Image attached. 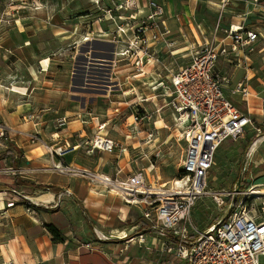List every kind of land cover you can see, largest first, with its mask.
<instances>
[{
    "label": "rangeland",
    "instance_id": "rangeland-1",
    "mask_svg": "<svg viewBox=\"0 0 264 264\" xmlns=\"http://www.w3.org/2000/svg\"><path fill=\"white\" fill-rule=\"evenodd\" d=\"M151 1L163 8L160 19L165 20V25L157 30L165 44L159 55L164 61L157 66L165 74L169 73L168 69H176L190 59L193 43L202 37L200 23L204 20L212 28L218 20L225 26L244 22L264 35V0L234 1L225 7L222 0H0V126L18 128V121H14L9 111L18 114L25 130H30L33 122L41 120L42 127L48 132H58L71 125L69 144L78 147L70 157L76 156L75 163L83 165L79 169L89 166L86 170L92 174L111 177H116L119 171V177L127 178L130 163L133 171L147 172V188L165 191L171 187L182 170L186 142L174 126L169 108L164 106L160 113L156 112L154 102L165 104L161 101L160 91L153 92L148 87L147 101H140L142 98L137 91L129 95L133 87L143 83L140 78H132L133 66L123 55L132 40L139 41L134 39L136 28L145 29L148 25V43L154 42L151 36L153 24L144 22L153 13L149 7ZM28 22L33 27L28 34L21 33ZM99 28L114 29L107 37L95 36L94 32ZM88 37L91 39L86 40ZM157 44L158 41L153 43L154 46ZM43 61L47 70H44ZM216 71L224 77L225 92L237 107L249 113L248 103H251L252 124L243 135L226 140L218 149L209 170L208 188L231 187L246 174L247 167L254 175V181L259 183L264 170V139L252 156L250 148L260 137L264 138V37L256 43L250 61L238 63L237 60L229 62L221 58ZM14 85L24 88L26 94L13 92ZM245 88L257 92L248 98V103L243 98ZM155 95L157 97L153 98ZM85 99H88L86 104ZM136 103H141L148 114L134 128ZM83 106L85 108L81 110ZM45 112L48 115H44ZM138 112L140 116L144 115L142 111ZM4 116L12 125H8ZM95 117L99 122L94 121V124L91 120ZM102 123L106 125L100 129ZM165 124L168 127H164ZM10 135L6 129L4 136L0 137V153L12 147ZM34 135L30 140L38 141L39 137ZM104 135L117 141L118 146L113 151L92 149L94 140L98 136L104 138ZM127 137L132 138L128 143ZM48 142V152L55 156L50 149L61 146H54L60 144L61 139L54 133ZM63 142V145L67 143ZM81 154L101 159L90 166ZM46 165L52 171L44 172L42 179L71 188L83 208L73 195L68 202L62 197V208L69 210L73 223L68 234L60 232L61 238L49 231V219L39 218L46 215L42 208L36 211L39 216L33 218L34 214L29 210L32 202L18 203L22 204L17 216L19 238L16 242L14 238H0L5 245L13 242L19 245L21 258L26 256L25 263L21 259L16 264H171L170 254L160 251L161 242H170L167 238H147L146 243L134 238L130 243L121 235L113 237L111 226L114 221L119 222L118 214L125 218L124 225L130 227L128 231L132 232L133 225L135 229L142 225L141 206L127 204L118 192L100 186L92 174L65 175L54 168L53 162H46ZM9 171L3 176L14 177V170ZM34 174L37 173L25 169L23 175L26 179L20 178L29 182L42 180ZM165 182L168 185L162 188L161 184ZM19 191L29 199L33 194L31 185L23 186ZM7 194L8 197L9 190ZM43 206L49 209L51 205L44 203ZM223 216L224 212L216 207L210 196L205 195L193 207L191 220L202 230ZM79 219H82L81 223L77 222ZM81 224L84 231H78L81 226L77 225Z\"/></svg>",
    "mask_w": 264,
    "mask_h": 264
},
{
    "label": "built area",
    "instance_id": "built-area-1",
    "mask_svg": "<svg viewBox=\"0 0 264 264\" xmlns=\"http://www.w3.org/2000/svg\"><path fill=\"white\" fill-rule=\"evenodd\" d=\"M234 1L240 0H222L223 7ZM149 7L153 13L144 22L153 24L152 41L159 44L154 46V42L148 43V25L145 29L136 28L134 39L139 41L132 40L123 53L133 66L131 76L135 79L146 75L149 63L157 66V63L163 62L159 55L165 44L157 30V27L165 25V20L160 19L163 8L155 1H151ZM200 32L202 37L196 38L193 43L190 59L176 69H168L165 77L160 72H154L157 78L150 85L152 91H160L163 97L161 101L165 103L154 102L156 112L160 113L167 106L174 126L186 142L182 171L177 175L183 181L180 188L169 187L165 191L147 188L145 170L133 171L127 178H121L119 171L116 177L92 174L86 169L64 165L61 161L54 163V168L62 174H92L100 186L114 189L127 204L141 206L143 224L132 234H122L121 238H128L130 243L134 238L146 243L149 236L169 239L170 242L160 243V251L170 254L171 264H264V170L259 183L254 181V175L247 167L246 174L231 187L217 189L208 188L207 185L209 170L218 149L226 140L243 135L252 124L250 112H243L227 96L224 77L216 71L217 62L221 58L229 62L237 60L238 63L250 61L256 43L264 35L244 22L225 26L220 20L213 28L204 20L200 23ZM141 35L144 37L140 38ZM159 45H162L160 49ZM135 92L133 87L129 95ZM248 97L249 91L245 88L243 98L247 103ZM141 98L140 101L148 100L144 95ZM135 106L134 128H137L148 112L141 103ZM138 111L144 115L140 116ZM164 127L168 126L165 124ZM6 129L0 126V137L4 136ZM103 137L99 140L98 136L94 140L92 149L113 151L118 146L114 139L107 135ZM77 147H71L67 142L51 148L50 153L63 158ZM156 177L160 179L159 175ZM205 195L212 198L224 216L200 230L192 222L191 213L197 200ZM60 197L61 194L58 195V202ZM24 200L31 202L28 196L12 189L6 206L9 208ZM152 243L155 245V241Z\"/></svg>",
    "mask_w": 264,
    "mask_h": 264
},
{
    "label": "crops",
    "instance_id": "crops-1",
    "mask_svg": "<svg viewBox=\"0 0 264 264\" xmlns=\"http://www.w3.org/2000/svg\"><path fill=\"white\" fill-rule=\"evenodd\" d=\"M31 27H33V24L28 22V23H26V25L23 26V30H20V31H21V33H27L28 34ZM159 46H160V48L162 47V45H159ZM160 53L162 54V50L160 51ZM161 54H160V56H161ZM151 66H152V64L147 65L146 66L147 67L146 75L144 77H140V81L143 84L141 86L134 87V90L137 91L140 96L144 95L147 97V92H146L147 88L151 87L150 85L152 84L153 79L157 78L154 72H160L161 75L163 73L162 76H164V77H165V75H167V73L165 74L164 71L161 70L159 67L157 68V66H156L155 68H153V66L152 67ZM149 67H150V69H149ZM145 80H147V81H145ZM153 92H155V91H153ZM156 97H153V98H156ZM87 100L88 99H85V104L87 103ZM249 106H250V103L248 105V108H249V112L251 113V109ZM82 108L84 109L85 106L81 107V110H82ZM76 112L77 111H74V113H76ZM9 114H10V116L13 115V119L15 122L18 121L16 124V126L18 128H15L12 126L11 127L6 126L7 131L11 134L9 136V138H10V141L12 142V147H10V148L14 152H17L16 149L21 150V154H20L19 162H18L17 166H12L10 164L9 159L0 160V238H14L13 241L16 242L17 238H19V218H17V216L19 213H21L22 204H16V205L8 208L6 206V202H7V198H8L7 197L8 190L10 191L12 189H17L19 191V189H21L23 186H26V185H18L15 181L16 176L21 177V178L26 177L25 175H23V170H25V169H28V170L33 171L34 173H37V174H34L35 177L39 176L41 179H42V177L43 178L45 177L43 175L44 172L52 171V169L49 168L48 165H46V162L50 163V164H52V162L57 163L58 158L55 156H51L49 154V152H48V150H49L48 149V144H49L48 140L50 139V137L53 136L54 133H56L57 137L61 139V143L60 144H58V143L54 144V146L55 145H63V143H64L63 140H65L67 142H69V138H70V140H72V138H71L72 132H71V127H70L71 125L59 130L58 132H55V131H49L48 132V129H45V127H42V124H41L42 120L33 122L32 126H30V130H25L26 126L20 125V124H23V121L19 116H17L18 114H16L15 112H10V111H9ZM82 114H85V113H82ZM44 115H48V112H45ZM4 118H5L6 122L8 123V125H12L7 121L5 116H4ZM95 118H97V117H95ZM91 121H93V123L95 124L94 118ZM33 131L36 132L35 135L33 134ZM140 133L141 132H139V134ZM32 135L38 136L39 137L38 141L30 140V137ZM28 138H29V140H28ZM126 139H127L126 143H128V139H132V138L127 137ZM129 143H132V142H129ZM5 147H7V146L5 145ZM42 148L44 150H42ZM75 150L68 152L63 158H60L59 161L63 162L64 164L74 166L77 168L80 166L82 167L83 165L79 166L78 163H75L74 158L76 156L70 157V155H72ZM81 156L84 157V160L88 161V163H89L88 165H90V166L94 163L95 164L98 163V158H99V160L101 159L100 157L95 158L89 154H88V156H83L81 154ZM70 159H72V163L70 162ZM120 162H118V163H120ZM7 164H9V165L7 167H5ZM85 167H86V169H88L89 166H85ZM10 169L14 170V172H13L14 174H12V175H14V177L3 176L6 173H10V171H9ZM128 169L130 170V173L133 171V167L130 163H129ZM6 178H8V179L5 181ZM24 179H26V178H24ZM31 183H32L31 186H32L33 194L29 195V197H31L33 200H31L32 203L30 204L29 210L31 213H33L35 215V216L33 215V218L39 216L36 214L37 213L36 211L40 210L42 208L46 212V215H40L39 218L40 219L43 218L45 221L49 219L50 224H53L54 226L58 227L61 231H64L65 232L64 235L68 234V231L70 230L69 227H70L71 223H73V222L70 221L71 217L69 214V210L62 208L61 201H62V197H63V199L66 200V202H68V200L70 199V197H72V195L76 199H77V196L71 191V188L67 189V188H65V186H63V184H61L59 182L50 183V182H47V180H45V179H42V180L39 179V180H35L34 182H31ZM40 185L43 187H39ZM45 186H53L54 189H49L48 187H45ZM11 187H13V188H11ZM64 193L66 195H61L60 202H58V198L56 199V197H58L59 194H64ZM34 198H36V199H34ZM77 201H78L77 204L80 205V206L79 205L78 206L83 208L82 204L79 202L78 199H77ZM44 203H49L51 205L50 208L48 209L46 206H43ZM117 217L119 219V222L114 221L112 223V226H111L112 227V234H113L114 238H116V237H118L124 233H129V234L134 233V231H135L134 226L135 225L132 226V229H133L132 232L128 231L130 227H127L124 225V223L126 222L125 218H123V216H121L119 214L117 215ZM81 221H82V219H79V221H77V222L81 223ZM141 224H143V223H141ZM77 226H81V229L78 231H84L82 224L77 225ZM75 232H77V231L75 230ZM117 233L118 234L120 233V234L117 235ZM65 238H70V237L65 236ZM148 238H151V236H149ZM14 242L10 245L8 243H7V245H5V243L3 241H0V264H16V262L21 260V259H22L23 263L26 262V260H25L26 256L21 258V252H20V250H18L19 245H17Z\"/></svg>",
    "mask_w": 264,
    "mask_h": 264
},
{
    "label": "bare ground",
    "instance_id": "bare-ground-1",
    "mask_svg": "<svg viewBox=\"0 0 264 264\" xmlns=\"http://www.w3.org/2000/svg\"><path fill=\"white\" fill-rule=\"evenodd\" d=\"M104 13V12H103ZM101 14V13H100ZM100 16V15H99ZM95 18V17H94ZM114 28H111L110 30H102V29H98V30H96L95 32H94V35L95 36H100V37H107V36H109V34H110V32H111V30H113ZM91 35V34H90ZM92 36V35H91ZM91 39V37H88L86 40H90ZM43 64H44V66H46V62L45 61H43ZM48 68H47V66L45 67V69L44 70H47ZM145 81H147V80H145ZM13 92H16V93H19V94H26V92H24L23 90H25L24 88H22V87H19V86H16V85H14L13 86V88L11 89ZM249 91V97H251V96H255V95H257V92L254 90V89H251V90H248ZM248 97V98H249ZM249 101V100H248ZM30 104V103H29ZM251 104V103H250ZM27 105V104H26ZM253 108H251V110H252ZM101 112V111H100ZM94 121L97 123V122H99L98 121V119L97 118H94ZM161 121H158V123H160ZM101 124V123H100ZM105 125L106 124H104V125H102V127L101 128H103V127H105ZM102 138L101 137H99V140H101ZM263 137H260L258 140H256L253 144H252V146H251V148H250V156H252L254 153H255V151H256V149H257V147H258V145H259V143L261 142V141H263ZM182 183H183V181L181 180V179H174L173 181H172V185H171V187L173 188V189H178V188H180L181 187V185H182ZM168 185V182H165L162 186L163 187H165V186H167ZM112 192H115V190L113 189V190H111ZM45 194V193H44ZM47 194V193H46ZM30 199H32L31 197H30ZM34 199H36V198H34ZM33 200V199H32ZM38 204V203H37ZM115 230V229H114ZM119 231V230H118ZM98 232H99V234L103 237L104 236V234L100 231V230H98ZM125 232V231H124ZM110 234V233H109ZM120 234V233H119ZM111 236V235H110ZM118 238V237H117ZM49 259V258H48Z\"/></svg>",
    "mask_w": 264,
    "mask_h": 264
},
{
    "label": "trees",
    "instance_id": "trees-1",
    "mask_svg": "<svg viewBox=\"0 0 264 264\" xmlns=\"http://www.w3.org/2000/svg\"><path fill=\"white\" fill-rule=\"evenodd\" d=\"M17 152H14L11 148H7L5 151L0 153V160L2 159H9L12 166H17L19 162V157L21 154V150H16ZM182 171V170H181ZM15 181L18 185H31L32 183L29 181L22 180L20 177L16 176ZM43 187V186H39ZM49 189H54L53 186H45ZM49 231L56 237L60 236L61 230H59L56 226L53 224H48ZM61 237V236H60ZM62 238V237H61Z\"/></svg>",
    "mask_w": 264,
    "mask_h": 264
}]
</instances>
